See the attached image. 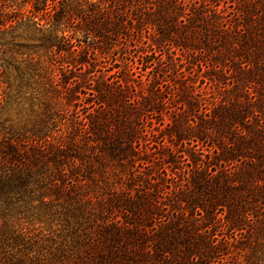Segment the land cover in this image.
<instances>
[{"label": "trees", "instance_id": "1", "mask_svg": "<svg viewBox=\"0 0 264 264\" xmlns=\"http://www.w3.org/2000/svg\"><path fill=\"white\" fill-rule=\"evenodd\" d=\"M25 3L0 7V38L39 35L5 43L34 53L0 216L62 220L60 264H241L264 225V0Z\"/></svg>", "mask_w": 264, "mask_h": 264}, {"label": "rangeland", "instance_id": "2", "mask_svg": "<svg viewBox=\"0 0 264 264\" xmlns=\"http://www.w3.org/2000/svg\"><path fill=\"white\" fill-rule=\"evenodd\" d=\"M26 0H0V7H8V10L20 11L21 13L30 9V4L25 3ZM8 12V11H7ZM57 33L52 32V36ZM72 32L64 33L69 35ZM58 34V35H59ZM39 37L38 33L33 29L26 30L20 28L16 31L14 39L10 37L0 38V132L16 133L23 131V126L28 124L27 116L30 113L29 102L17 95L16 88V70L17 64H21L23 68L26 66L27 56H31L34 51H28L25 48H16L14 54L15 61H11L8 55H5L7 45L5 43H13L20 45H31L36 43ZM199 57V55H198ZM201 57L197 61L205 60ZM198 62L194 64L196 66ZM9 64V65H8ZM210 66V63L206 62ZM105 71L109 65H100ZM3 92L6 97L4 98ZM29 92V90H27ZM29 94V93H27ZM6 134L5 136H7ZM73 229L67 227L62 220L50 221L43 216V212H34L33 214L23 211L19 217L15 213L8 216H0V264H60L64 261L62 254L54 256L53 250L62 239L71 235ZM16 232V233H15ZM25 234L27 238L22 245L20 241H15L17 235ZM32 236V238L30 237ZM40 237L46 240L41 245H34L33 241H37ZM30 238V243L27 239ZM70 238V237H69ZM67 238V240H69ZM259 243L249 253H245L240 258L241 264H264V225L260 228L258 234ZM48 240V241H47ZM52 240V241H51Z\"/></svg>", "mask_w": 264, "mask_h": 264}]
</instances>
